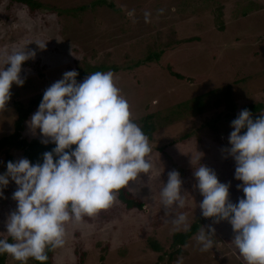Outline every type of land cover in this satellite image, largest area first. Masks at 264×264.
<instances>
[{
    "label": "rangeland",
    "instance_id": "1",
    "mask_svg": "<svg viewBox=\"0 0 264 264\" xmlns=\"http://www.w3.org/2000/svg\"><path fill=\"white\" fill-rule=\"evenodd\" d=\"M38 1L41 6L30 12L24 4L0 0V51L26 45L35 52L22 64L24 84H13L10 99L0 108V136L13 129L17 118L13 99L26 105L65 71L85 64L104 63L127 99L134 122L140 126L149 116L154 124L146 157L152 168L126 185L143 207L126 209L116 196L108 208L66 223L65 243L53 248V263L246 264L231 241L234 232L228 221L201 215L203 197L193 171L200 164L213 169L220 182L230 184L233 203L244 195L236 187L242 182L234 178L235 161L223 149L230 146V122L243 105L261 102L260 114L264 112V0ZM79 5L85 7L80 10ZM189 37L193 39L183 40ZM44 42L43 49L36 44ZM149 51L159 52L158 60L145 62ZM170 69L185 78H176ZM226 86L237 106L229 118L222 102ZM199 100L201 111L196 107ZM31 115L22 135L41 139L39 129L33 134L27 123ZM8 152L13 160L23 157L18 149ZM173 169L180 174L185 204L173 205L166 213L160 189ZM5 170V153L0 151V173ZM16 187L10 181L0 198L3 237L8 236L7 214L16 207L11 198ZM179 213L188 225L196 216L200 224L182 253L168 260L172 233L185 229L172 223ZM209 225L215 229L213 245L202 251L196 236ZM150 240L162 250L154 251ZM3 264L21 262L7 254ZM23 264L35 263L28 258Z\"/></svg>",
    "mask_w": 264,
    "mask_h": 264
},
{
    "label": "clouds",
    "instance_id": "2",
    "mask_svg": "<svg viewBox=\"0 0 264 264\" xmlns=\"http://www.w3.org/2000/svg\"><path fill=\"white\" fill-rule=\"evenodd\" d=\"M34 56L26 45L0 51V108L10 99L11 86L24 84L22 64ZM77 76L75 69L68 70L51 83L27 121L33 134L39 129L41 143L55 146L37 162L25 157L7 161L0 173V198L10 181L17 186L11 194L15 210L4 221L11 241L0 237V254L21 264L28 258L46 261V249L64 245L66 223L108 208L121 188L152 168L146 159L148 138L131 118L112 71H95L79 82ZM230 127V146L223 151L235 161L234 178L242 182L236 187L244 195L231 202L230 184L200 164L193 171L203 197L199 208L214 222L228 221L231 241L246 264H264V112L254 119L250 110L241 109ZM181 186L179 172L170 170L160 189L166 213L173 205L184 206ZM172 223L189 227L183 213L174 215ZM214 231L209 225L197 234L202 251L212 247Z\"/></svg>",
    "mask_w": 264,
    "mask_h": 264
},
{
    "label": "trees",
    "instance_id": "3",
    "mask_svg": "<svg viewBox=\"0 0 264 264\" xmlns=\"http://www.w3.org/2000/svg\"><path fill=\"white\" fill-rule=\"evenodd\" d=\"M9 2H16L20 4H24L27 6L28 10L30 12H33L37 8L41 6V3L38 0H9ZM111 6V4H109ZM80 10H82L85 5H79L78 6ZM217 24L222 27V24L220 23L221 20L217 19ZM219 26V27H220ZM196 38V37H195ZM193 39V37L185 38L184 41ZM159 52L149 51L148 54L145 56V62L151 61V60H158ZM112 67V66H111ZM169 67V66H168ZM114 68V67H113ZM107 70V66L104 65V63L100 64H85L83 67H80L78 65V68L76 71L78 72L77 81L82 79L84 76H86L88 73H93L95 71H101L105 72ZM171 75L175 76L178 79L185 78L182 74L175 72L173 70H169ZM243 72V71H242ZM46 86L40 93H38L36 96L29 99L28 103L26 105L22 104L21 102H18L17 100L13 99V103L15 105V109L17 112V118L14 121L13 129L6 134H3L0 136V151H4L5 153V161L13 160V157L11 154H9V149H18L22 152L23 157L28 158L30 162H37L42 159V153L45 151H50L55 145L53 143L44 144L41 143V139L38 137H32L27 138L22 135V131L25 128V121L27 118L31 115L33 110L38 107L39 102L42 99L43 91L47 88ZM223 104H224V116L226 118H229L230 115L234 113L236 110V104L234 103L232 99V93L230 87L226 86L223 91ZM203 105V101L199 100L196 104L197 110L201 111ZM247 108L252 113L253 118L255 119L260 115V111L263 108V105L261 102H252L245 104L241 107V109ZM217 117V116H216ZM149 116L142 119V123L140 125L142 131L146 134L147 138H151L152 132L154 131V124L152 121L149 120ZM243 131V130H242ZM73 148L75 145L72 146ZM117 198L121 201V203L124 205L126 209H131L133 207L136 208H142L143 203L138 198H136L127 188L126 186L121 188L116 193ZM209 219H213L211 217H208ZM200 220L198 219V216L195 217L194 221L191 222L189 227L187 229H184L182 231H174L171 235V242H170V250L167 252L168 260H172L175 258V256L179 253H182V246L185 245V243L188 241V239L197 233L199 228ZM0 237L8 239L11 241V237L6 236L3 237L0 235ZM150 246L154 251H160L162 250L161 245L155 241L150 240ZM52 251L53 248L46 249L47 257L48 259L46 261H37L33 258V262L35 264H54L52 260ZM79 261L82 262L83 260V253H79ZM7 253L0 254V264H3L5 262ZM103 255H101L102 259ZM159 258L162 257V254L158 256Z\"/></svg>",
    "mask_w": 264,
    "mask_h": 264
}]
</instances>
